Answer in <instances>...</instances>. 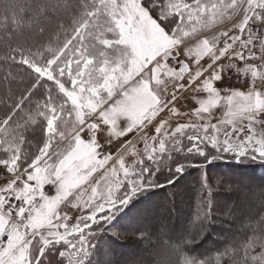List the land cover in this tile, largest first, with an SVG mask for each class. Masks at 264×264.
Here are the masks:
<instances>
[{
    "label": "snow or ice",
    "instance_id": "snow-or-ice-1",
    "mask_svg": "<svg viewBox=\"0 0 264 264\" xmlns=\"http://www.w3.org/2000/svg\"><path fill=\"white\" fill-rule=\"evenodd\" d=\"M69 7L76 9L71 31L39 42L42 18ZM225 21L231 29L204 35ZM0 28L7 48L2 59L30 78L18 96L0 101L6 108L0 113V264H91L92 240L113 209L150 186L163 168L184 171L174 156L264 160V134L255 130L264 128V0H78L72 6L0 0ZM25 28L36 42L21 38ZM229 72L246 78L245 90L222 86ZM189 86L207 94L194 109L200 120L220 105L224 118L173 127L170 121L182 115L178 94ZM38 94L43 99L33 104ZM121 118L128 121L124 127H118ZM157 118L154 134L140 137L142 151L132 141L121 144L136 157L131 166L121 152L118 167L83 187L113 159L102 154L98 134L107 133L111 144L112 137L143 132ZM46 184L55 186V195L44 192ZM71 209L80 214L73 218ZM207 215L198 213L201 223ZM259 225L260 235L253 229L214 264L225 256L226 264H264V217ZM174 251L168 264H213Z\"/></svg>",
    "mask_w": 264,
    "mask_h": 264
},
{
    "label": "rangeland",
    "instance_id": "rangeland-1",
    "mask_svg": "<svg viewBox=\"0 0 264 264\" xmlns=\"http://www.w3.org/2000/svg\"><path fill=\"white\" fill-rule=\"evenodd\" d=\"M40 2H44V1L40 0ZM27 15L31 16L32 13L29 12ZM60 17L61 16L57 15L54 18H50V16H48L47 13L42 18L41 24L46 28L53 27L55 23L60 22L61 20ZM220 28L229 30L232 28V22L225 21L223 24H216L213 28L207 30L206 32L208 31L211 32L212 30L215 29H218L219 31L220 30L225 31L224 29H220ZM27 33H29V35L33 34V32H31L30 30ZM204 35L206 34L204 33ZM0 69H1V63H0ZM8 74L9 73H7L6 71L2 72V70H0V100H2V98L6 99L7 95L13 94L11 89L8 87L10 86L9 82L11 84V80L14 79L13 76H10L8 80L4 79L5 76ZM238 90H245V88L244 87L239 88ZM18 93L19 91H17V95ZM225 111L226 109L224 108L223 105L217 106L213 111H211L210 116L208 114H205L206 119L201 120L199 122L205 123L210 121L211 123L214 122L217 123L219 120L224 118ZM214 115H216L217 117L216 120L214 118ZM192 120L195 121L196 119L192 118ZM122 123L124 124L125 122ZM156 123L157 122H154L150 127L147 128V131L149 132L147 135H151L154 132L153 125H155ZM175 123H181V121L174 120L172 121L171 125L173 126L175 125ZM255 130L257 132L258 137L264 134V128H262L260 125H255ZM139 133L141 132H137L134 129L132 131V134L128 135V138H130L129 140H131V138H135V136H137ZM82 136L85 140H87V138L84 136V133H82ZM97 138L100 139L101 145H104V147L106 145L108 146V148L106 149L103 148L104 151L109 149V140L106 138V135H99ZM139 141L141 140L139 139ZM54 147L56 146L54 145ZM137 150L142 151L143 146ZM217 157H220L219 160L217 159L218 161L202 160L201 162H199L206 164L207 169L200 168L199 170V168H196V170L192 172L191 176L188 177L185 176V172H186L185 170L181 172L177 176V182L174 185H172L173 188H170L172 190H169L168 186H166L164 188H157L158 190H156V192L153 193L150 191L151 186H146L142 190V192L140 191L141 193L138 192L139 194L137 193V195L134 196L135 200L132 197L126 205L120 206L119 210L115 211V209H113L114 212L112 214L113 218L111 219V221L104 224L103 228H101L98 231L97 236L92 240L95 241L96 239H98L96 241L100 244L97 245H99L101 248V250H99V253L103 256V252H104L106 258L110 260L111 262L110 264L112 263L113 264H143L144 260L145 261L148 260L149 259L148 257L150 256L153 257V259L149 261V264H163L164 260L166 258H169L170 255V252L168 251L169 248L168 246L176 247L179 246L180 243L181 244L185 242L189 243L191 239L197 240L196 234L199 232H200V238H202V236L206 232L205 228L207 226V223L208 225L210 223L220 224L221 227H219V229L217 230L216 229H214V231L212 230L211 235H209L210 234L209 232L208 235L205 236L206 238H204L203 240L201 239V241H208L209 239H212L211 240L212 242L216 240L218 242L223 243L226 240H228L231 236L234 237L235 235L238 236V234H242L240 232L243 229H245V226L249 224L251 220L254 221V218L256 216H259L262 212H264V181L261 187L249 188L246 186L247 183L244 182V179L237 180V178L234 179L233 177H231L232 175V174L230 175L231 166L233 165L237 166V163H239L237 160L239 159L240 160L246 159L249 160V162H253L254 160L251 157L238 159L235 156H233V154L231 153H221ZM230 160H234L233 163L229 162ZM133 161L131 163L125 161L126 166H131ZM113 166L118 167L116 162H113L107 169H111ZM104 168L105 167L100 168L98 170L103 169L102 172H104L105 170ZM188 170L190 169L188 168ZM220 171H222L223 174L218 173ZM198 172L204 173L206 181L209 183L208 190L210 188L212 195L206 188L204 189L202 188V186H204V181L198 180L197 182L196 180H194L193 178L195 177L194 174ZM235 172H236L235 176L237 177L241 174L237 170H235ZM104 173H102L100 177L103 176ZM100 177L94 181H91L90 183H86L85 185H83V187L89 188V186L94 185L95 182L100 179ZM172 177L168 175V180L171 179ZM258 177L260 176L258 175ZM167 181L164 183H167ZM165 185H168V183ZM171 192L173 193L172 197H170ZM55 194L56 191L54 192V195ZM152 195H155V197L151 200V202H146L147 203L146 205L150 206L153 203V201L155 203L156 200H157V205L155 206L153 204V206L149 208L148 211H145L144 208L146 205L141 201L149 200V198ZM206 197L212 198V206L210 205V207H208L209 206L208 201L207 204L205 202ZM69 199H73V197H69ZM132 200H134L133 201L134 206L137 204L136 205L137 212L139 211V214L135 213L136 211L129 212V214L134 213L132 215L133 218L131 223L133 221L135 222L132 223L128 228L115 225V223L119 221L120 217L125 216V214L127 213V208L125 206H128ZM197 202L200 204L201 203L204 204L205 211L208 212L207 220L204 221L203 223L194 222V219L196 218L194 216V212H196L195 207H198V205H196ZM256 207H259V211L261 212H256L255 211ZM156 210H157V216L153 221L154 224L143 225L145 220L148 219ZM171 211L175 215V220L170 216L172 219L170 218V222H169L172 223V225L174 223L173 232L177 233L178 235H183L178 239V242L170 240L169 232L171 231L168 232L166 230L167 228L165 229L161 227L163 225L168 224L166 221L168 219V213H171ZM201 211L202 210L199 209L198 213H200ZM79 214L80 212H78L76 209H71V211L69 212V215H73L74 217ZM128 216L129 218L131 217V215ZM159 222L161 223V225L158 224ZM187 223L189 225V229H191L190 234L184 232ZM134 228H139V229H134ZM137 230H139L141 234H138V232L137 234H135ZM108 236H115L117 240H119L118 243L122 244V246L116 245V249L113 247L114 253L112 255H110L108 252L109 250H112V247L110 248V245L112 241L116 239H112L111 242L108 243L106 241V238ZM184 236H187L188 238L185 240ZM156 238H157V245L155 243ZM170 241L173 244L170 243ZM174 243L175 244L178 243V245H174ZM123 246H125V248H128L127 251L131 250V253H133L134 250H137V254L130 255L129 253H127L125 256L124 253L126 252L124 251L120 252L119 250V248H123ZM121 254L122 256L120 257L119 255ZM115 260H117V263H115L116 262Z\"/></svg>",
    "mask_w": 264,
    "mask_h": 264
},
{
    "label": "trees",
    "instance_id": "trees-1",
    "mask_svg": "<svg viewBox=\"0 0 264 264\" xmlns=\"http://www.w3.org/2000/svg\"><path fill=\"white\" fill-rule=\"evenodd\" d=\"M5 2H7V0H5ZM31 2L35 3L36 0H31ZM60 2L61 3H67L68 5L72 6V5H75L78 2V0H60ZM75 14H76V9L74 7H69L68 10H66V11H60V12H51V11H49L48 12V16H50V18H54L57 15H59V16H61L60 17L61 20H60L59 23H55L53 27H47L46 28L44 26V28H45V34H44L43 40L42 41H39V42H42V43H44L46 45L49 40H51V41L54 42L57 38H61L62 39L63 38V34H64L65 31H68V32L71 31L70 25L72 24L73 17H74ZM28 31L29 30L25 28L21 32V34H20L21 35V38L27 39L30 43L36 42L35 37H34V33L31 34V35H29V33H27ZM3 35H4L3 29H0V36H3ZM6 52H7V48L5 47V45H4L3 42H0V63H1V69L0 70H2V72L3 71H6L7 73H11L12 74V76H13L14 79L11 80V84L9 82V85L10 86H8V87L11 89L12 93H14L16 96H18L19 93L21 91H23V89L28 85V83L30 82V78H29L28 74L25 72V70H24L23 67H17V66L11 65V62H5L2 59L4 57V55L6 54ZM17 91H19L18 95H17ZM37 99H43V97L40 96L39 94L37 96H34L32 98L33 104H34V102ZM3 100H5V99L2 98V100H0V101H3ZM4 111H6L5 105L3 103H0V113H3ZM214 123H216V122H214ZM26 135L31 136V133H28ZM37 142H38L37 139H33V145H34V147L31 149V151L34 152L36 150L35 149V145L37 144ZM184 143L187 144L188 143L187 140H185ZM176 159H181L182 162L184 163V165H185L184 166V170L186 171L185 172V176H187V177L188 176H191V174H192L190 168H193L195 170H196V168H199V170H200V168H206L207 169V165L206 164L199 163L202 160L203 161H206L203 157H192L190 159L185 160L181 156H174L173 157V160H176ZM217 159L219 160L220 157H217L216 156L215 158H209L208 160L218 161ZM221 159H223V158H221ZM233 161L234 160H230L229 162H232L233 163ZM237 161L239 163H241L242 166H247L248 168H250L251 166L255 165L256 168H254L253 172L256 173L257 176L259 175L260 177H263L264 178V160L256 159L253 162H249V160H246V159H244V160H240L239 159ZM239 163H237V165ZM188 168L190 170H188ZM245 169H247V168H245ZM221 172L222 171H220L218 173L223 174V172L222 173ZM179 174L180 173H176L174 171V165H173V170L171 172L167 168H163V170L160 173L155 174V176L153 177V179H154L153 180V183H152L153 185H150V186L153 189L164 188L166 186L173 188L172 185H174L177 182V176ZM168 175L171 176V177L173 176V177L168 180ZM230 175H231V173H230ZM194 176L195 177H193V178L197 182H198V180L204 181V186H202V188L203 189L206 188L208 190L209 183L206 181V178L204 176V173L203 172H200V173L198 172V173H195ZM166 181H167L168 185H165V184H167V183H164ZM169 181H171V182H169ZM208 191L211 194L210 188H209ZM170 194H171V197H172L173 196L172 195L173 193L171 192ZM136 195H134V196H136ZM134 196H133V199L135 200ZM134 200H132L131 201L132 203L130 202V204L128 206H125L127 208V213L125 214V216L120 217L119 221L116 222L115 225L121 226V227L123 226L124 228L125 227L128 228V227H130V225L132 223L135 222V221H133L131 223L132 218H133L132 215L134 213H130L129 214L130 211H132V212L133 211H136L135 213H138L139 214V211L137 212V209H136V205L137 204L135 206L133 204V201ZM205 200H206L205 201L206 204H207V201H208V205H209L208 207H210V205L212 206V198L211 197H206ZM146 204L147 203H145V205ZM196 205H198V207H199L200 210L205 211L204 204H202V203L200 204V203L197 202ZM145 207L146 208H149L150 206L146 205ZM198 207H195L196 208V212H194V216L196 217L195 218L196 220L194 219V222L195 223H200V220L197 218L198 217V212H199ZM255 211L256 212H261V211H259V207H256V210ZM128 215H131V217L129 218ZM156 216H157V210L148 219L145 220L146 223L144 222L143 225H153L154 224L153 221L155 220ZM170 216L172 218H174V220H175V215L171 211V213H168V219L166 221L168 224L163 225L161 227H163L165 229L167 228L166 230L168 232L171 231V232H169V239L170 240L178 242V239L180 237H182L183 235H178L177 233L173 232V228H174L173 225H174V223H173V225H172V223H169L170 222V218H171ZM262 217H264V212H262L259 216H256L254 218V221L251 220V222L245 226V229H243L240 232L242 234H238V236L235 235L234 237L231 236L228 240H226L223 243L218 242L216 240L212 242L211 241L212 239H209L210 241L209 240L208 241H201V239L203 240L204 238H206L205 236L208 235L209 232H210L209 235H211L212 230L214 231V229L217 230V229H219V227H221L220 224L210 223L208 225V223H207V226L205 228L206 232L202 236V238H200V232H199V233L196 234L197 240L191 239L189 243H186L184 241L185 243H183V244L180 243L179 246H176V247H172V246L165 245V246H168L169 247L168 248V251L170 252V255H169V258H166L164 260L163 264H168V262H170V261H175L176 255H175V251L174 250H176V249H181L182 250V254H186L189 257L195 258L197 261H204V260L205 261H212L213 264H214L215 259L217 257H219L220 254H222L226 248H231L232 244L235 243V242L243 241L246 238V236L249 235L250 232L253 229H256V234L257 235H260L261 232H260L259 221H260V219ZM187 220H188V218H187ZM158 224L161 225L160 222ZM187 225H188V223H187ZM134 229H139V228H134ZM190 231H191V229H189V225L187 226V230H186V226H185L184 232L190 234L191 233ZM137 232H138V234H141L139 230H137L135 232V234H137ZM184 237H185V240L188 238L187 236H184ZM112 239H116V240L112 241V243L110 245V248L112 247V250H109V252H108L110 255H112L114 253L113 247L116 249V245L122 246V244L118 243L119 240H117V238L115 236H108L106 238V241L108 243H110ZM96 240H98V239H96ZM96 240L95 241H92L93 245H95V249H94L93 254L91 256V264H110L111 262H110V260H108L106 258L104 252H103V256L99 253V250H101V248L97 244H100V243H98ZM155 243L157 245V238L155 239ZM170 243H172V242L170 241ZM135 244H137V243H135ZM174 245H178V243L177 244L174 243ZM127 249L128 248H125V246H123V248H119L120 251L126 252V253H124L125 256H126L127 253L132 254L131 253V250L130 251H127ZM257 250H259V249H257ZM103 251H104V249H103ZM230 255H231V253H230ZM148 258H149L148 260H146V261L144 260L143 264H149V261H151L153 259V257H151V256L148 257ZM57 259H58V257H57ZM227 260H228V257L225 256L223 258L222 264H226Z\"/></svg>",
    "mask_w": 264,
    "mask_h": 264
},
{
    "label": "crops",
    "instance_id": "crops-1",
    "mask_svg": "<svg viewBox=\"0 0 264 264\" xmlns=\"http://www.w3.org/2000/svg\"><path fill=\"white\" fill-rule=\"evenodd\" d=\"M220 29H224V28H220ZM217 30L218 29L212 30L211 32L208 31V32H205V34L208 35V36L214 35V34L218 33ZM202 63H204V61H202ZM235 89H239V88H235ZM183 95H184V97H183ZM178 96H179L178 103L175 104V107L178 109V111L182 115L180 117L173 118L170 121V124H172V121H174V120L181 121V123H195V122H197L198 124L199 123H202V122H199L201 120L196 116L194 109H196V108L199 107V104L197 103V101L198 100H201V99H206L207 98V94L204 93V92H202V91H195L192 86H189L187 88V90L183 94H178ZM117 98L118 97H114L113 100H115ZM109 103H112V101H109ZM215 108H213L211 111H213ZM192 118H194L196 120L194 121V120H192ZM214 118L216 120V118H217L216 115H214ZM89 122H95V120H90ZM122 122H125V123L123 124ZM154 122H158V118H157V120H154L153 123ZM127 123H128V121L126 120V118H121V120L118 121V127H124V126H126ZM176 124L177 123H175V125ZM175 125H173V127ZM150 126L151 125H149L148 127H150ZM147 128L144 129L143 132H141L142 135L149 133L147 131ZM141 133H139L137 136H135V138H131L132 140H129L130 138H128V135L129 134H132V132L129 133L126 137H119V138L112 137L111 138V144H109V149H107L105 151L103 149L101 150L102 151V154L111 153L112 154V157H113L112 160H109L108 161L110 163H108L107 165L104 166L105 167L104 169L106 170L113 162H116V159H117V157L119 156V154L121 152L124 153V159L131 158L130 159L131 161H128V162L131 163L133 160H135L136 157H134V156L131 155V149H129L128 151H125L124 149L121 148V144L124 143V142H126V141H132L133 142V145L135 146V148L136 149H140V147L143 146L142 145L143 142L142 141H139V139L141 137ZM106 134L107 133H105V135ZM153 134H154V132L151 135H153ZM84 136L87 139L89 138L87 131L84 132ZM98 141H99V143H101L100 142V139H98ZM105 170H104V172H105ZM102 171H103V169L102 170H98L96 173L94 172L93 175H92V177L89 178V181L87 183H90L91 181H94V180L98 179L100 177V175L102 173H104ZM0 183H3V177L2 176H0ZM46 186H51V188H52V195H54V192L56 191L55 186L54 185H47L46 184L44 187H46ZM61 207L63 208V206H61Z\"/></svg>",
    "mask_w": 264,
    "mask_h": 264
},
{
    "label": "bare ground",
    "instance_id": "bare-ground-1",
    "mask_svg": "<svg viewBox=\"0 0 264 264\" xmlns=\"http://www.w3.org/2000/svg\"><path fill=\"white\" fill-rule=\"evenodd\" d=\"M245 168H247V169H245ZM254 168H256L255 165L251 166L250 168H248L247 166H242L241 163H239L237 166L233 165L230 168L231 169V174H232L231 177H233L234 179L237 178V180L238 179H244V182L247 183L246 186L249 187V188L261 187V185H262V183L264 181V178L263 177H258L256 175V173L253 172ZM190 169H191V173L195 171V169H193V168H190ZM235 170H237V171H239L241 173L238 177L235 176V173H236ZM183 178H185V177H183ZM168 188H169V190H172V189H170L171 187H168ZM156 190L157 189H150V191L153 192V193L156 192ZM151 197L149 198V200L141 201V202H143V203L151 202V200L155 197V195H152ZM170 197H171V195H170ZM153 204L156 206L157 205V200L155 201V203L153 201V203L150 205L149 208H151L153 206ZM149 208L145 207L144 210L148 211ZM187 226L188 225L186 224V230H187ZM120 252H122V251H120ZM136 254H137V250H134L133 253L130 254V255H136ZM121 255H120V257H121ZM115 261H116L115 263H117V260H115Z\"/></svg>",
    "mask_w": 264,
    "mask_h": 264
},
{
    "label": "built area",
    "instance_id": "built-area-1",
    "mask_svg": "<svg viewBox=\"0 0 264 264\" xmlns=\"http://www.w3.org/2000/svg\"><path fill=\"white\" fill-rule=\"evenodd\" d=\"M221 31L222 30H220L218 32H221ZM225 63H227V61H225ZM238 64H239L240 67H243V62H238ZM245 84H246V78L245 77H243L242 75L237 76L234 73L229 72V73H226V75H225V83L222 86L225 87V88H232V87H235V88H237V87L243 88ZM217 86H221L220 85V82H217ZM169 90L172 91L171 86H169ZM183 97H184V95H183ZM106 148H108L107 145L104 147V149H106ZM130 159L131 158L125 159V161H129ZM44 192L47 195L50 196L52 194V188H51V186L44 187ZM70 216H72L73 218H75L73 215H70ZM72 222H74V219H73Z\"/></svg>",
    "mask_w": 264,
    "mask_h": 264
},
{
    "label": "water",
    "instance_id": "water-1",
    "mask_svg": "<svg viewBox=\"0 0 264 264\" xmlns=\"http://www.w3.org/2000/svg\"><path fill=\"white\" fill-rule=\"evenodd\" d=\"M132 198V197H131Z\"/></svg>",
    "mask_w": 264,
    "mask_h": 264
}]
</instances>
